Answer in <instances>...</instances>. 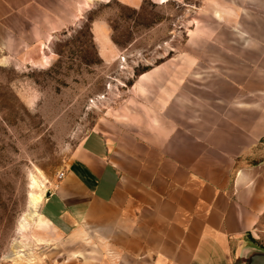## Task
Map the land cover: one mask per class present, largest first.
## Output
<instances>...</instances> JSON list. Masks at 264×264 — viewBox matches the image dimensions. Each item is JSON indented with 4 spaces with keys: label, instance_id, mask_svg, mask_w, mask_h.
Here are the masks:
<instances>
[{
    "label": "rangeland",
    "instance_id": "1",
    "mask_svg": "<svg viewBox=\"0 0 264 264\" xmlns=\"http://www.w3.org/2000/svg\"><path fill=\"white\" fill-rule=\"evenodd\" d=\"M92 129L124 171L196 165L209 140L232 173L264 130V0H0V264H118L31 205Z\"/></svg>",
    "mask_w": 264,
    "mask_h": 264
},
{
    "label": "crops",
    "instance_id": "2",
    "mask_svg": "<svg viewBox=\"0 0 264 264\" xmlns=\"http://www.w3.org/2000/svg\"><path fill=\"white\" fill-rule=\"evenodd\" d=\"M112 140L90 130L46 191L39 213L55 231L101 236L118 264H246L252 246L264 251V157L248 160L264 130L218 175L213 141L196 165L124 171Z\"/></svg>",
    "mask_w": 264,
    "mask_h": 264
},
{
    "label": "water",
    "instance_id": "3",
    "mask_svg": "<svg viewBox=\"0 0 264 264\" xmlns=\"http://www.w3.org/2000/svg\"><path fill=\"white\" fill-rule=\"evenodd\" d=\"M249 258L246 264H264V252L260 250H250L248 252Z\"/></svg>",
    "mask_w": 264,
    "mask_h": 264
},
{
    "label": "bare ground",
    "instance_id": "4",
    "mask_svg": "<svg viewBox=\"0 0 264 264\" xmlns=\"http://www.w3.org/2000/svg\"><path fill=\"white\" fill-rule=\"evenodd\" d=\"M41 199L42 198H41L40 195H36V196L34 195V196H32V198H31V205H33V208H35V206L41 201ZM34 216H35V213L34 212H31L30 218H34ZM37 219H38V221H37V225L38 226H43V225L47 224L46 219H44L42 217V215L38 214L37 215Z\"/></svg>",
    "mask_w": 264,
    "mask_h": 264
},
{
    "label": "built area",
    "instance_id": "5",
    "mask_svg": "<svg viewBox=\"0 0 264 264\" xmlns=\"http://www.w3.org/2000/svg\"><path fill=\"white\" fill-rule=\"evenodd\" d=\"M61 175V172L58 174V176H60Z\"/></svg>",
    "mask_w": 264,
    "mask_h": 264
}]
</instances>
